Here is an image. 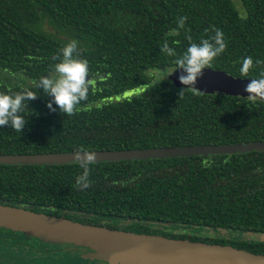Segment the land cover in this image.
I'll return each instance as SVG.
<instances>
[{"label": "trees", "instance_id": "trees-1", "mask_svg": "<svg viewBox=\"0 0 264 264\" xmlns=\"http://www.w3.org/2000/svg\"><path fill=\"white\" fill-rule=\"evenodd\" d=\"M215 30L226 47L208 68L264 79V0H0V92L35 91L71 40L92 82L72 115L49 111L37 89L22 133L0 127V155L264 140L263 99L179 95L167 76L175 58L165 42L179 56ZM81 172L76 162L0 163V203L264 254V239L213 234L264 235V151L91 162L84 189ZM67 245L76 247L0 226V264H46Z\"/></svg>", "mask_w": 264, "mask_h": 264}, {"label": "water", "instance_id": "water-1", "mask_svg": "<svg viewBox=\"0 0 264 264\" xmlns=\"http://www.w3.org/2000/svg\"><path fill=\"white\" fill-rule=\"evenodd\" d=\"M178 75L179 70L168 77L175 86L184 87L179 83ZM257 80L260 79L237 77L223 70L205 68L195 87L201 91L216 94L257 97L264 100V96L248 95L245 91L247 85L249 89L251 88L250 82ZM248 151H264V140L80 152L95 153L94 162H100L234 154ZM75 152L77 151L2 154L0 163L38 165L80 163L73 158ZM0 226L51 241L137 260L138 264H264L263 253L251 252L232 245L112 229L1 203Z\"/></svg>", "mask_w": 264, "mask_h": 264}, {"label": "clouds", "instance_id": "clouds-1", "mask_svg": "<svg viewBox=\"0 0 264 264\" xmlns=\"http://www.w3.org/2000/svg\"><path fill=\"white\" fill-rule=\"evenodd\" d=\"M185 19L180 18L179 27H183ZM188 39L191 40V37ZM77 47L78 41L71 40L61 48L60 55L48 74L32 82L35 91L25 89L16 93L0 92V127L7 126L8 129L22 133L28 122L24 108L28 107V101L37 98V89L41 90L43 96L50 98L46 102L49 111H58L65 115H72L77 106L87 100L92 83L89 78V65L86 59L77 58ZM225 47L224 35L220 30H215L213 37L199 43H190L179 56L167 42L162 45L160 51L175 58V67L168 75L179 70L178 81L184 86L179 95L187 88L196 89L195 85L203 70L208 68L213 58L221 54ZM251 65V58H245L242 71L246 72ZM249 85L250 89L248 85L245 88L248 95L264 96V79L250 82ZM73 158L80 162L82 169L75 182L81 189L87 188L89 164L95 161V153L77 151Z\"/></svg>", "mask_w": 264, "mask_h": 264}, {"label": "rangeland", "instance_id": "rangeland-1", "mask_svg": "<svg viewBox=\"0 0 264 264\" xmlns=\"http://www.w3.org/2000/svg\"><path fill=\"white\" fill-rule=\"evenodd\" d=\"M208 233L211 234V230H208ZM213 234L225 238L264 239V235L260 236L258 233L243 231L219 230L213 232ZM63 249L66 253L49 259L46 264H138L137 260L108 255L81 246L72 247L67 245ZM20 263L17 260V264Z\"/></svg>", "mask_w": 264, "mask_h": 264}]
</instances>
